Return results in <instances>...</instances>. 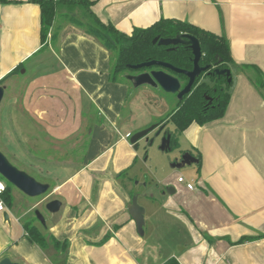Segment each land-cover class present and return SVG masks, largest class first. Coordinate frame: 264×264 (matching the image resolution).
I'll use <instances>...</instances> for the list:
<instances>
[{
    "label": "crops",
    "instance_id": "1",
    "mask_svg": "<svg viewBox=\"0 0 264 264\" xmlns=\"http://www.w3.org/2000/svg\"><path fill=\"white\" fill-rule=\"evenodd\" d=\"M8 1L0 3L4 88L15 68L52 46L49 40L45 46L40 41L39 6L33 0ZM90 1L101 21L126 34L164 18L223 36L234 61L231 73L235 69L228 104L221 118L175 132L165 120L176 104L175 96L174 101L146 86L139 91L141 87L113 82L114 60L108 51L81 28L57 19L54 27H61L53 44L54 71L34 77L20 102L9 100L1 123L7 126L8 118L24 130L31 122L58 141L87 127L82 160L55 186L61 208L49 213L44 228L67 246L41 248L27 240L21 217L37 203L23 209L26 200L18 195L0 212V261L163 264L175 259L179 264H264V92L254 87L251 69L264 75V0ZM65 9L61 6L58 12L68 14ZM166 104L173 108L151 115L147 126L141 123L132 129L134 117L145 115L147 105ZM150 125L174 133L179 150L190 152L199 163L176 171L157 156L153 162L144 159L140 144L134 150L129 138ZM179 177L193 183L194 189L178 183ZM168 188L174 192L168 193ZM134 196L144 210L142 236L127 210ZM244 238L254 239L240 242Z\"/></svg>",
    "mask_w": 264,
    "mask_h": 264
},
{
    "label": "trees",
    "instance_id": "2",
    "mask_svg": "<svg viewBox=\"0 0 264 264\" xmlns=\"http://www.w3.org/2000/svg\"><path fill=\"white\" fill-rule=\"evenodd\" d=\"M40 9V41L43 46L46 45V39L53 29L55 21L69 22L81 28L86 34L94 37L108 51L113 58V65L110 72V78L113 82L130 84L124 76L138 74L149 71L146 69L133 71L129 66L142 64L149 61H160L168 63L178 69L190 71L193 68L192 54L188 47L178 46L174 50H168L166 47H160L152 44L155 37L174 38L179 34H188L195 37L201 46L200 66H209L211 68L230 69L234 65L231 50L227 40L221 36L209 32L199 26L179 20L161 18L146 28H135L130 34L123 33L110 23L101 21L91 10L93 4L90 0H33ZM0 3H11L8 0H0ZM61 6H67L69 9L78 7L85 12L89 18V23L84 24L75 16L60 14L58 11ZM54 27L51 33L50 42L54 44L60 30ZM22 69V65L15 68L10 75H14ZM157 69V68H155ZM256 75L253 83L256 90L264 92V75L256 68H251ZM173 75V74H172ZM184 87L187 84L186 77L175 75ZM232 81L228 83L224 76H216L202 73L196 79L190 93L185 95L182 100L177 101L172 111L166 116L167 123H171L175 132H181L192 123L199 125L221 118L225 112L230 98ZM161 91V90H160ZM207 97L213 98V104H208ZM171 145L178 146L175 134L171 133ZM0 180L3 179L0 177ZM5 182V181H4ZM12 186L5 182V192L3 200L7 206H12ZM37 219L27 221L23 225L27 240L41 248L52 245L55 248L64 250L67 242H59L52 235L47 233L46 229L36 225ZM264 237V236H261ZM254 238H244L240 240L251 241ZM163 264H179L175 259H170Z\"/></svg>",
    "mask_w": 264,
    "mask_h": 264
},
{
    "label": "rangeland",
    "instance_id": "3",
    "mask_svg": "<svg viewBox=\"0 0 264 264\" xmlns=\"http://www.w3.org/2000/svg\"><path fill=\"white\" fill-rule=\"evenodd\" d=\"M65 10L84 24L90 22L89 18L85 15V12L78 7ZM46 40L50 41V37L47 36ZM55 58L54 45H46L38 56L22 65V69L12 76V81L9 82L8 86L5 88V97L0 107V152L18 170L25 172L40 183L44 182L50 185V190L47 194L34 200L26 199L25 195L12 186L11 194L13 199L15 200L16 196L19 195L26 200L25 203L22 204L23 209H28L30 206L37 203V206L30 214L21 217L23 223L29 221L30 218L31 220L36 219L34 215L35 211H38L44 217L45 223L47 222L46 220L50 214L46 211L45 205L52 200H58L57 198L59 197L54 192L55 186L61 183L64 179L63 176L66 175V173L74 171V169L79 166L82 160L84 147L87 144L89 137L87 127L83 131L75 132L66 140L58 141L49 137L46 131L41 130L40 128L37 129L38 126L31 122V124L29 123L24 130H22L23 125L14 124L13 126V122L11 120L9 121L8 118L6 119V123H8L7 126L6 124L3 126L1 123L2 111L5 110L3 106L8 103L9 100H11L12 103L15 102V100L20 102L22 100V93L30 89L31 81H33L34 77L46 76L50 71L53 72V64L51 61L53 62ZM233 71H235V69H232V76L234 75ZM126 74L136 75L130 74L129 72ZM254 76L256 78L255 74ZM141 88L139 91H142L145 87ZM158 94H160V97L162 98L168 97L175 101L173 95L165 93ZM172 108L173 106L171 104H166L164 107L163 105H161V107H159V105L158 107L147 105V113L145 115L142 114L143 112H140L139 114H136L138 117H134L131 124L132 129L135 125L141 123H145L147 126L151 115L163 113V110H166L167 113ZM154 119L155 117L152 118V120ZM18 126L21 130L15 131V127ZM171 126V124H168V127ZM133 134H135V132H133ZM139 144V153H141L143 158L148 160V162H153L154 157L157 156V160H159V158H161V160L164 159V161L166 160L167 167H169V159L172 161L176 157L173 153L170 154L159 151L160 138L156 139L150 147H146L143 140L140 141ZM143 145L146 147L145 151ZM56 169L64 171L65 173L55 174L54 172L57 171ZM53 175H57V179L50 178ZM35 223L43 228L38 221Z\"/></svg>",
    "mask_w": 264,
    "mask_h": 264
},
{
    "label": "water",
    "instance_id": "4",
    "mask_svg": "<svg viewBox=\"0 0 264 264\" xmlns=\"http://www.w3.org/2000/svg\"><path fill=\"white\" fill-rule=\"evenodd\" d=\"M152 44L160 47H166L168 50H174L178 46L188 47L193 56V68L190 71L178 69L168 63L160 61H149L142 64L129 66L133 71L149 70L138 73L136 75H125L124 78L131 84L133 89L146 86L156 91H162L176 97L177 101L182 100L185 95H188L199 76L209 69V66L201 67L199 65L201 59V46L198 40L188 34H179L174 38L155 37ZM157 68V69H155ZM217 76H224L228 83L232 81V73L230 69L214 70ZM173 74V75H172ZM175 75L186 77L187 84L182 87L178 78ZM5 88L0 86V105L3 101ZM154 133L151 137L150 135ZM160 138L159 151L164 153L175 154L174 160L169 159V168L179 171L185 167L197 165L199 159L195 158L190 152H182L178 146L171 145V132L164 130V126L152 125L147 129L139 131L129 138L130 144L134 150L139 149V142L144 141L146 147L152 146L156 139ZM145 147V148H146ZM0 177L11 186L20 191L23 195L30 199H36L44 196L50 190L49 184H44L36 181L34 178L25 172L14 167L0 152ZM168 193L174 192L173 188H168ZM61 208V202L52 200L45 205V209L50 214H56ZM127 210L135 222L137 233L143 235L144 226V210L137 203V196H134ZM37 221L46 228L44 217L38 212H34ZM0 264H18L4 258Z\"/></svg>",
    "mask_w": 264,
    "mask_h": 264
},
{
    "label": "built area",
    "instance_id": "5",
    "mask_svg": "<svg viewBox=\"0 0 264 264\" xmlns=\"http://www.w3.org/2000/svg\"><path fill=\"white\" fill-rule=\"evenodd\" d=\"M177 181H178V183L185 184V186L188 190L194 189L193 183L185 182V180L182 177H179L177 179ZM4 192H5V182L0 180V212H4L6 210V204L3 200Z\"/></svg>",
    "mask_w": 264,
    "mask_h": 264
},
{
    "label": "flooded vegetation",
    "instance_id": "6",
    "mask_svg": "<svg viewBox=\"0 0 264 264\" xmlns=\"http://www.w3.org/2000/svg\"><path fill=\"white\" fill-rule=\"evenodd\" d=\"M201 67H205V66H201ZM214 70H222V69L211 68V71H210V72L206 71V74L216 75V74L214 73ZM216 76H217V75H216ZM207 101H208V104H209V105H210V104H213V102H214L213 98H209V97H207ZM164 130H166V129L164 128Z\"/></svg>",
    "mask_w": 264,
    "mask_h": 264
}]
</instances>
